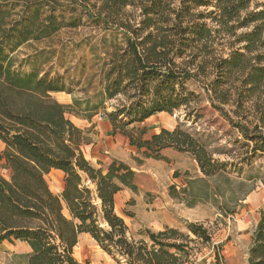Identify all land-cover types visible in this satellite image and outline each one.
Wrapping results in <instances>:
<instances>
[{
    "label": "trees",
    "instance_id": "1",
    "mask_svg": "<svg viewBox=\"0 0 264 264\" xmlns=\"http://www.w3.org/2000/svg\"><path fill=\"white\" fill-rule=\"evenodd\" d=\"M254 1L37 0L20 5V20L10 24L5 18L18 5H0V160L9 170L8 178L0 174V243H27V264H82L73 249L87 233L107 254L119 256L118 264H185L188 254L177 229L146 230L148 240L129 235L114 206L123 188L137 190L134 170L114 158L93 166L81 149L87 142L83 130L67 115L106 118L112 134L126 137L143 158L167 160L161 151L171 148L190 154L206 176L224 171L205 144L181 126L145 137L143 123L180 109L192 119L199 111L193 105L197 97L186 83L208 71L205 90L224 104L257 94L264 124V3L261 10L248 11ZM82 18L103 24L104 57L93 94L63 104L52 96L72 93L61 79L15 70L12 53L25 42L76 27ZM256 149L264 151V141ZM53 169L63 172L59 194L46 180ZM187 228L209 241L202 225ZM213 248L215 264H224L221 246ZM248 264H264V210Z\"/></svg>",
    "mask_w": 264,
    "mask_h": 264
},
{
    "label": "rangeland",
    "instance_id": "2",
    "mask_svg": "<svg viewBox=\"0 0 264 264\" xmlns=\"http://www.w3.org/2000/svg\"><path fill=\"white\" fill-rule=\"evenodd\" d=\"M34 1L37 0H0V5H18L11 11L10 16L5 18L6 22L10 24L11 20H20V5L24 7ZM263 3L264 0L254 1L248 11L261 10ZM126 10L131 11L130 8ZM103 27V24L97 25L89 18H82L76 27H63L48 38L25 42L12 53L13 67L21 73L36 71L39 76L59 77L72 91L71 94L52 93L53 98L63 104H71L73 98H82L85 92L92 95L97 85L94 75L104 57L99 44L104 33ZM210 76L207 71L205 77L208 79ZM205 77H197L186 83V87L197 97L193 105H198L199 111L194 117H185L187 110L184 109L155 114L144 124L147 128L145 137L150 136L152 132L158 133L161 128L172 130L181 126L204 143L212 157L225 165V170L206 176L201 173L190 154L173 149L174 160L178 164L171 168L172 173L167 177V167L159 169L161 171L158 179L153 181L155 190L147 191L144 195L145 200L149 202L146 209L140 199L132 200L124 204L122 215L128 224L132 225L140 223L139 221L153 223L157 219L162 223L163 218L155 213L159 208H163L173 224L168 226L163 223V227L158 231L172 227L183 235L179 237L178 243H183L186 247L188 256L185 264H215L213 245L221 246V255L224 256V246L233 237L236 219L247 216L243 201L261 193L264 195V151L256 149L264 141V124L259 122L260 114L257 108L260 101L257 100V94H243L224 104L210 91L205 90ZM67 117L77 124L85 123L83 132L87 140L96 139L98 135L92 125L88 126L84 121L75 120L70 114ZM2 150L3 144L0 142V153ZM137 154L138 158H143L139 152ZM166 159L169 161L167 157ZM0 174L4 178L9 177V170L2 160ZM149 175H152V171L139 176L141 182L151 186ZM61 179V174L56 171L46 175L50 189L56 194L61 192ZM164 191L172 201L165 203L162 196ZM156 196L161 199L154 203ZM162 205L164 207H161ZM147 212L151 213V216L145 217ZM189 223L202 225L207 230L209 241L206 242L190 232L187 228ZM146 230L157 232L143 225L138 231H129V235L135 240H148ZM78 243L77 253L82 248L89 250L93 264H118L115 258L119 256L113 258L107 254L89 234L80 236ZM22 252L23 244L20 241H2L0 264H27L26 255ZM89 261L85 264H89ZM235 264H244L243 258H238Z\"/></svg>",
    "mask_w": 264,
    "mask_h": 264
},
{
    "label": "crops",
    "instance_id": "3",
    "mask_svg": "<svg viewBox=\"0 0 264 264\" xmlns=\"http://www.w3.org/2000/svg\"><path fill=\"white\" fill-rule=\"evenodd\" d=\"M163 113V112H160ZM157 113V114H160ZM154 116V115H153ZM75 120L78 121H84L86 124L92 125L93 129L96 131V134L98 135L96 139L93 140H87L85 144L81 146L82 152L85 156V158L93 165L98 166L99 162L106 161L109 158H114L119 161L124 162L127 164L131 169L134 170L135 176H134V183L137 186L136 191H132L129 188H123L121 191H119L115 196V212L123 217L125 223L128 226L129 231L135 232L138 231L139 228H141L143 225L146 228H150L151 230H160L164 225L172 226L173 221L170 219L168 214H166L163 210V208H159L158 211L155 213L157 216H161L163 220L162 223L158 222V219L153 222H147V221H139L140 223L136 224H128L125 216L123 214V207L124 204H127L128 202L137 201V199H140V201H143V205L146 206L149 205V202H147L144 198L145 192L147 191H153L155 190L153 188V181L155 179H158L159 173L164 167H167V172L165 173L166 177L167 175H171L172 169L174 166L176 167L178 163H176L175 159V151L171 148H166L161 151L162 155L167 157L169 161L167 160H158L153 158H141L139 157L142 162L137 164L133 158L138 157V150L130 146L128 144V140L126 137L122 136L121 134H112V126L111 123L104 117H101L99 115H95L92 117L91 120L75 117ZM152 117V116H151ZM145 120L143 124L148 122L150 120ZM71 120V119H70ZM77 127L83 130V127L85 126V123L77 124L75 121L71 120ZM157 132V131H156ZM155 132L150 133L153 134ZM111 140V141H110ZM52 171H56L59 174H61V184L60 187L62 189L63 186V172L60 170L53 169ZM152 171V175H149V179L152 180L151 186H148L147 184L140 181V174ZM49 172V173H50ZM163 199H165V203L168 201H172L170 196L167 192L162 193ZM161 198L156 196L154 198V203L159 201ZM139 202V201H138ZM137 202V203H138ZM147 202V203H146ZM245 204V212L247 216H243L241 219H236L235 225L233 227V237L232 239L228 240L225 244L224 249V262L225 264H235V261L239 258H243V263H248V257H249V248L252 244V238L253 233L255 230V227L259 221L260 218V211L264 210V195L262 193L257 196L248 197L246 200L243 201ZM161 207H164L162 205ZM151 213H145V217H149ZM143 216V217H144ZM135 216L132 217L134 219ZM144 220V219H143ZM143 223V224H142ZM152 224L153 226L151 227ZM87 233H81L79 235H86ZM21 242V241H20ZM23 244V254L27 255L30 252V247L27 243L21 242ZM79 243L74 247L73 249V256L75 259L82 264H85L87 261L91 259L90 251L86 249H80L79 253H77V249ZM89 264H93L92 260L89 261Z\"/></svg>",
    "mask_w": 264,
    "mask_h": 264
}]
</instances>
